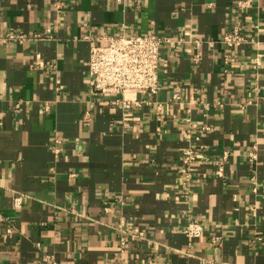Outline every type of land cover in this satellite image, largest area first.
<instances>
[{"label": "crops", "instance_id": "1", "mask_svg": "<svg viewBox=\"0 0 264 264\" xmlns=\"http://www.w3.org/2000/svg\"><path fill=\"white\" fill-rule=\"evenodd\" d=\"M236 1L0 0V264H264V0ZM235 24L255 41L225 71ZM121 33L172 41L131 108L87 74L84 36Z\"/></svg>", "mask_w": 264, "mask_h": 264}, {"label": "built area", "instance_id": "2", "mask_svg": "<svg viewBox=\"0 0 264 264\" xmlns=\"http://www.w3.org/2000/svg\"><path fill=\"white\" fill-rule=\"evenodd\" d=\"M252 0H237V9L247 10L251 7ZM49 33L50 29L47 30ZM14 36L7 34L3 41L13 39ZM84 38L89 41V58L87 62V74L89 87L92 93L100 98H105L112 105H119L123 108H131L132 105H139L137 101L127 97L129 93L156 94L160 87V61L161 48L165 42H172L166 35L133 33L100 37ZM254 38L245 34L240 25L235 24L231 29L225 31L220 42L226 46L229 52L224 54L225 71L229 70L232 64L230 52L240 47H246L254 43ZM202 39L194 40L196 48L202 44ZM208 44H213L208 41ZM200 56L194 57L198 61ZM252 65L257 68L264 63L263 55L256 54L250 57ZM177 97V95H175ZM55 142L58 144L59 140ZM227 152L224 153L226 158ZM254 158V153H250ZM197 160V153L194 149L184 150L179 158L180 167L184 172V182L188 181L192 175V166ZM217 174L223 175L222 165L218 167ZM16 203H20V197L16 198ZM124 219H121L119 228L123 231ZM186 237L190 239L201 237L204 233V226L198 219H189L183 228ZM142 233H139L141 235ZM121 245H125V238L121 235ZM222 237L215 235L212 241L219 243ZM149 264H171L164 260H151Z\"/></svg>", "mask_w": 264, "mask_h": 264}]
</instances>
